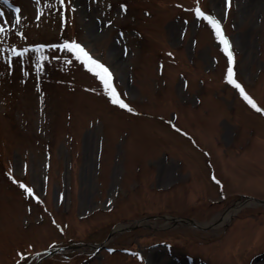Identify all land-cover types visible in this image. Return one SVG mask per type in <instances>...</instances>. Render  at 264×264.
<instances>
[{"label": "rangeland", "instance_id": "rangeland-1", "mask_svg": "<svg viewBox=\"0 0 264 264\" xmlns=\"http://www.w3.org/2000/svg\"><path fill=\"white\" fill-rule=\"evenodd\" d=\"M9 3L20 12L0 0V264H264V205L233 210L264 200V112L224 79L226 53L196 0ZM199 5L221 20L235 76L264 107V0ZM70 38L137 111L64 49L7 60L5 45Z\"/></svg>", "mask_w": 264, "mask_h": 264}, {"label": "snow or ice", "instance_id": "snow-or-ice-1", "mask_svg": "<svg viewBox=\"0 0 264 264\" xmlns=\"http://www.w3.org/2000/svg\"><path fill=\"white\" fill-rule=\"evenodd\" d=\"M6 3L9 2V0H5ZM227 6H231V0H224ZM59 3L61 5L70 6L71 9L76 8V4L73 3V0H59ZM122 7L127 8V5H122ZM194 11V17L203 18V20L207 21V23L211 26V29L214 30L215 38L221 42V46L223 48V52L226 53V73L224 75V79L229 82L231 85H234L236 89L239 90V94L248 102L249 105H251L252 108L259 110L260 112H264V107H260L257 102L248 94L247 91H245L244 85L236 78L235 76V56L234 52L232 50V45L229 37L224 33L223 27L221 24V20L217 18L216 15L210 14L206 11H203L199 5V0H196V4L194 9H190ZM16 13L20 12V8L16 7L15 9ZM3 9H0V15H2ZM17 21H19V16L16 17ZM8 21H5L4 23H0V33L6 32L8 29L6 28V25L8 24ZM108 23H111L109 21ZM20 36H23V33H19ZM50 47H58L60 49H64L65 51H69L70 53H74L77 60L83 62V66L88 68L92 73H95L99 77V81L103 82L104 91L107 92L108 97L112 100V102L116 105L122 106L125 109H128L129 111L135 112L137 111L135 108L131 107L124 99H121L116 88L111 82V72L99 59L93 58V56L84 48V46L81 43H78L75 39H64L62 43L59 45H49V44H29L26 47H18L16 45H12L11 47H8L5 45V49L10 53V55L7 57V60L9 62H13V57L18 60L20 57L25 56L26 53L29 52L30 49H44V48H50ZM45 57L43 54L39 56V61H44ZM37 69L42 70V64L38 62L36 64ZM185 84L187 82L185 81ZM173 127H176V125H173ZM11 175V173H10ZM15 180V177H13ZM213 180H216L217 177L213 175ZM17 184L26 189L27 193L35 196L36 200H40V197L35 194L33 188L29 187L28 184L24 183L23 181H16ZM109 203H111L109 201ZM110 251H112L110 249ZM21 260L27 255L26 253H19Z\"/></svg>", "mask_w": 264, "mask_h": 264}, {"label": "water", "instance_id": "water-1", "mask_svg": "<svg viewBox=\"0 0 264 264\" xmlns=\"http://www.w3.org/2000/svg\"><path fill=\"white\" fill-rule=\"evenodd\" d=\"M255 202V203H257V204H263L264 205V200H259V199H256V198H252V197H247L246 199H244V200H242L241 202H240V205H244V204H246L247 202ZM236 206V205H235ZM150 218H152V217H150ZM182 221H184V222H188V223H190V224H193L194 226H196V227H199V228H202V229H206L207 227H203V226H199L197 223H195L193 220H191V219H185V220H182ZM130 227H133V225L131 226V225H128L127 227H124L123 229L121 228V229H119V230H124L125 228H130ZM114 231V230H113ZM112 231V232H113ZM110 234H111V232H110ZM82 245H86V246H90V247H96L95 245H93V244H82ZM81 244H74V245H69V246H67V247H62V248H55V249H53V250H51V251H49L48 252V254L47 255H50V254H52V253H55V252H58V251H61V250H64V249H67V248H76V247H79V246H82ZM46 255V256H47Z\"/></svg>", "mask_w": 264, "mask_h": 264}, {"label": "bare ground", "instance_id": "bare-ground-1", "mask_svg": "<svg viewBox=\"0 0 264 264\" xmlns=\"http://www.w3.org/2000/svg\"><path fill=\"white\" fill-rule=\"evenodd\" d=\"M238 208H239V207H235V208H233V210L236 211V210H238ZM225 217H226V214H224V216H223L222 218H225Z\"/></svg>", "mask_w": 264, "mask_h": 264}]
</instances>
